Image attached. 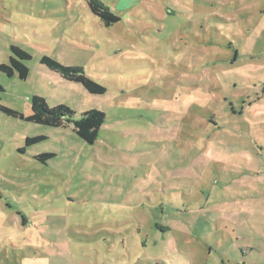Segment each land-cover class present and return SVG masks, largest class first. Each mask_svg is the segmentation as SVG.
I'll return each mask as SVG.
<instances>
[{"label": "rangeland", "instance_id": "1", "mask_svg": "<svg viewBox=\"0 0 264 264\" xmlns=\"http://www.w3.org/2000/svg\"><path fill=\"white\" fill-rule=\"evenodd\" d=\"M101 1L117 23L86 0H0V64L30 56L24 80L0 72V105L106 116L89 145L0 111V264H264V0Z\"/></svg>", "mask_w": 264, "mask_h": 264}, {"label": "trees", "instance_id": "2", "mask_svg": "<svg viewBox=\"0 0 264 264\" xmlns=\"http://www.w3.org/2000/svg\"><path fill=\"white\" fill-rule=\"evenodd\" d=\"M86 2L91 13L96 16L103 25L108 27L120 20L119 16L101 0H86ZM9 51L8 63L0 64V72L8 77L17 73L19 79L24 80L28 74L26 63L30 60V56L16 45H11ZM41 63L50 71L58 73L60 77L66 81L82 85L90 94L100 95L104 94L106 91L103 85L89 77L84 71V68L80 66L64 65L49 55H43ZM1 89L2 87H0V90ZM0 111L8 116L24 119L38 125L54 128L72 125L73 131L77 137L89 145L97 140L101 127L106 121L105 114L96 109L86 111L80 115H76L74 111L64 104L57 105L51 109L47 106L45 99L38 95L31 96L30 114L27 117H23L17 111L3 105H0ZM39 140H41V137H27L25 139V146L32 145ZM20 153H25L24 147L20 149ZM53 156V153H43L37 156L36 159L45 163ZM161 231L165 232L166 230L161 229Z\"/></svg>", "mask_w": 264, "mask_h": 264}]
</instances>
